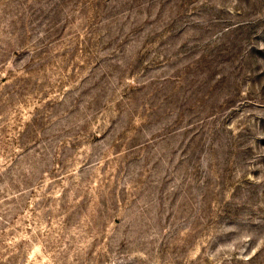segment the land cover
Returning <instances> with one entry per match:
<instances>
[{
    "label": "rangeland",
    "instance_id": "obj_1",
    "mask_svg": "<svg viewBox=\"0 0 264 264\" xmlns=\"http://www.w3.org/2000/svg\"><path fill=\"white\" fill-rule=\"evenodd\" d=\"M0 264H264V0H0Z\"/></svg>",
    "mask_w": 264,
    "mask_h": 264
}]
</instances>
